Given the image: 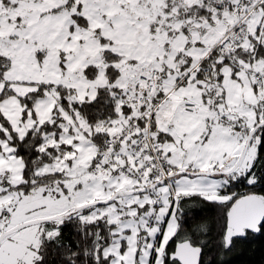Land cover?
I'll return each instance as SVG.
<instances>
[{
  "label": "snow or ice",
  "instance_id": "obj_1",
  "mask_svg": "<svg viewBox=\"0 0 264 264\" xmlns=\"http://www.w3.org/2000/svg\"><path fill=\"white\" fill-rule=\"evenodd\" d=\"M262 185L264 0H0V264H228Z\"/></svg>",
  "mask_w": 264,
  "mask_h": 264
},
{
  "label": "trees",
  "instance_id": "obj_2",
  "mask_svg": "<svg viewBox=\"0 0 264 264\" xmlns=\"http://www.w3.org/2000/svg\"><path fill=\"white\" fill-rule=\"evenodd\" d=\"M236 192L243 193L248 189L244 186H238L233 189ZM258 191H264V185H262ZM219 210H213L209 207L199 209L197 218L200 216H216ZM71 239V232L69 229L65 230ZM212 246L210 245V248ZM215 249L212 248L211 252L206 254V259L211 258L214 255ZM221 260H227L228 264H264V234H257L250 236L246 241H237L236 247L227 256L221 255Z\"/></svg>",
  "mask_w": 264,
  "mask_h": 264
}]
</instances>
